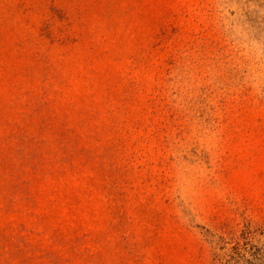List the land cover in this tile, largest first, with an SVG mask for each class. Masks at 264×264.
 I'll return each mask as SVG.
<instances>
[{"label":"rangeland","instance_id":"1","mask_svg":"<svg viewBox=\"0 0 264 264\" xmlns=\"http://www.w3.org/2000/svg\"><path fill=\"white\" fill-rule=\"evenodd\" d=\"M0 264H264V0H0Z\"/></svg>","mask_w":264,"mask_h":264}]
</instances>
